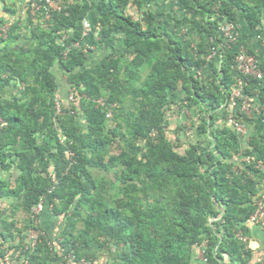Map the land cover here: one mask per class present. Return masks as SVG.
Instances as JSON below:
<instances>
[{"label": "trees", "instance_id": "1", "mask_svg": "<svg viewBox=\"0 0 264 264\" xmlns=\"http://www.w3.org/2000/svg\"><path fill=\"white\" fill-rule=\"evenodd\" d=\"M31 1L24 19L0 17V261L19 251L29 264H195L200 249L204 264H264L247 237L264 201V131L241 151L229 112L214 127L237 79L242 95L264 106L260 80L235 69L237 50L221 31L239 21L256 27L264 0H175L180 16L170 26L189 23L209 38L195 53L157 25L154 11L135 20L125 14L132 0H98L94 27L105 53L93 65L83 52L88 1L63 0L47 18L43 8L32 14ZM11 5L0 0L12 15ZM196 12L201 22L189 19ZM212 49L220 63L207 85L198 71ZM177 91L199 120L197 141L182 152L166 120ZM70 92L76 101L63 102ZM44 213L57 220L55 235ZM30 230L39 233L32 249Z\"/></svg>", "mask_w": 264, "mask_h": 264}, {"label": "crops", "instance_id": "2", "mask_svg": "<svg viewBox=\"0 0 264 264\" xmlns=\"http://www.w3.org/2000/svg\"><path fill=\"white\" fill-rule=\"evenodd\" d=\"M30 0H9L11 3V8L14 13L11 15L5 11L0 10V17L5 18L9 22L13 19H24L26 9L28 8V3ZM62 4L63 0H56ZM91 9L87 17L88 31L87 35L83 39V52L87 55V61L90 65L98 62L105 51L100 44L97 43L96 29L94 27V22L98 15L97 2L98 0H87ZM142 4L140 9L136 2ZM142 10H151L156 13L157 25L161 29H166L175 40L182 43L183 47L192 52H196L197 47L201 40L206 43L209 41L207 36H201L197 31H195L191 24L182 23L179 26L171 27L170 24L173 21L174 16H180L177 14V4L175 0H132V2L126 7L125 14L129 15L133 19H140L142 17ZM33 14V13H32ZM182 16V15H181ZM45 18L47 16L45 15ZM190 20L202 21V15L200 13H193L189 16ZM237 32V42L232 45L236 50L239 47L244 46L246 49L250 50L256 57L260 60V63L264 64V9L260 15L259 24L256 27H251L245 21H239L236 26ZM119 44V42H117ZM119 47V45H117ZM120 48V47H119ZM197 54H195L196 56ZM199 56V55H198ZM207 65L204 70L198 71L199 75H202L204 82L209 85L213 76L214 68L219 67V58L211 50V54L207 57ZM259 87L264 88V77L260 81H255ZM235 88H237V80L235 82ZM173 103L169 105V110L167 112V123H168V133L173 137V142L177 145L178 150L182 152L188 145V143H194L197 141L198 136L196 134V126L199 123L198 113L195 108L187 109L183 107L184 101L183 96L180 91L172 97ZM251 103V111L249 114L250 122L245 126V132L239 133V141L236 148L243 151L247 148V141L250 135H259L264 131V106L261 107L256 95L249 98ZM225 112H231V108L222 106L214 111L215 124L214 127L217 128L221 125L223 121V116ZM207 140H205L206 142ZM238 163L243 162L244 158L241 156L235 157ZM264 190V181L259 186V194ZM41 223L43 227L49 231L52 235L57 232L58 222L55 218L51 217L48 213H44L41 218ZM247 237L249 238L251 245L255 248V258H264V220L262 223H255L249 221L247 224ZM9 262L4 260L0 261V264H17L16 259L10 257ZM195 264H204L202 257H195Z\"/></svg>", "mask_w": 264, "mask_h": 264}, {"label": "built area", "instance_id": "3", "mask_svg": "<svg viewBox=\"0 0 264 264\" xmlns=\"http://www.w3.org/2000/svg\"><path fill=\"white\" fill-rule=\"evenodd\" d=\"M41 8L44 9V12H45L46 16L48 17L49 11L60 10L61 4L59 2H57L56 0H32L31 1L30 10L32 13H34L35 11H37ZM8 25L9 24H7V26ZM6 27L3 30H5ZM83 29H84L83 35L86 36L87 31H88L87 21L83 22ZM221 31H222V34H223L225 40H226L227 46H232L234 43L237 42L238 36H237L235 25L230 24V23H224ZM212 51L215 52L214 49H212ZM259 64H260V60L256 56H254L252 54H248L246 52V48L244 46L239 47V49L237 50L236 58H235V69L240 74L252 75L257 80L263 79L264 76H263L261 70L259 69ZM237 86L238 87L235 89V91L233 92V94L229 100V106L231 108V112L234 109H239L240 112L249 116L250 111H251V103H250L249 99H247L246 97H244L242 95V81L240 79H237ZM67 101L70 103L75 102L76 101L75 93L70 92L68 97H67ZM56 103H57V108L59 110V105H58L59 98L58 97L56 98ZM110 116H111V113H110V111H108L107 117L109 118ZM227 124L229 126H231L232 128H234L239 133L245 132V127H246L245 124L235 120L232 113L229 114ZM261 167L264 171V166H261ZM262 198H264V192H263ZM43 206H44L43 202L40 201L37 205H35L33 207L32 214L34 216H37L43 210ZM263 219H264V201L262 199L258 202L257 210L254 213V215L251 217L250 221L256 222V221H260ZM36 222H38V220ZM38 235H39V233L36 230H30L29 231L28 238H27V242H28L27 247L28 248H30V249L33 248V246L36 243V240L38 238ZM240 238H242V240H244V241L246 240L245 237L240 236ZM201 257H202V260L205 261V259H203V256H201ZM9 258H10L9 256L5 257V261L9 262V260H10ZM15 259L17 261V264H29L26 257L20 256L19 251L16 253ZM68 263L69 264H94V263L86 261L84 259L75 261V260H73L72 257L69 258Z\"/></svg>", "mask_w": 264, "mask_h": 264}, {"label": "rangeland", "instance_id": "4", "mask_svg": "<svg viewBox=\"0 0 264 264\" xmlns=\"http://www.w3.org/2000/svg\"><path fill=\"white\" fill-rule=\"evenodd\" d=\"M54 72H55V74H56V77H57V79L60 81V83H61V86L64 84V76H63V74H62V72L58 69V68H55L54 69ZM63 94V95H62ZM60 97H61V99H62V101L63 102H67V98H65V96H64V93H61L60 95H59ZM168 136H169V138L173 141V137H172V135L170 134V133H168ZM13 176H15L14 174H13ZM12 176V177H13ZM0 205L1 206H4L5 205V203H0ZM21 218H22V214L21 213H19V215H18V219L19 220H21ZM196 255L197 256H202V251L200 250V249H198L197 251H196ZM104 261V260H103Z\"/></svg>", "mask_w": 264, "mask_h": 264}]
</instances>
